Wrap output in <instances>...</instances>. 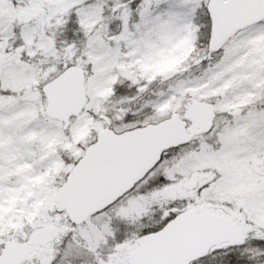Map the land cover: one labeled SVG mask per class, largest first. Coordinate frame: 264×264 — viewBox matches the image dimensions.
<instances>
[{"label": "snow or ice", "instance_id": "snow-or-ice-1", "mask_svg": "<svg viewBox=\"0 0 264 264\" xmlns=\"http://www.w3.org/2000/svg\"><path fill=\"white\" fill-rule=\"evenodd\" d=\"M0 264H264V0H0Z\"/></svg>", "mask_w": 264, "mask_h": 264}]
</instances>
